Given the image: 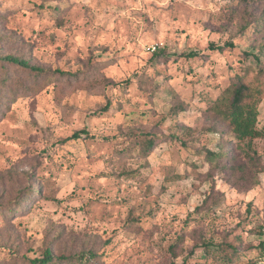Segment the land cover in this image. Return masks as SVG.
<instances>
[{
	"label": "rangeland",
	"instance_id": "rangeland-1",
	"mask_svg": "<svg viewBox=\"0 0 264 264\" xmlns=\"http://www.w3.org/2000/svg\"><path fill=\"white\" fill-rule=\"evenodd\" d=\"M0 38L1 55L49 70L0 62V257L254 262L264 139L238 141L217 111L264 67V0H0ZM138 132L167 139L144 156Z\"/></svg>",
	"mask_w": 264,
	"mask_h": 264
},
{
	"label": "trees",
	"instance_id": "trees-1",
	"mask_svg": "<svg viewBox=\"0 0 264 264\" xmlns=\"http://www.w3.org/2000/svg\"><path fill=\"white\" fill-rule=\"evenodd\" d=\"M2 38H0L1 40ZM6 39V38H5ZM228 47H232L231 43L225 44ZM211 50H222V47L210 45ZM260 55L264 56V43L259 48ZM200 55L198 52H191L186 55V58H196ZM245 56L256 57L252 52H246ZM0 62L8 63L13 66L29 70L36 74H47L49 70L30 66L27 60L21 57H15L12 55H1ZM56 74L65 75L66 73L55 71ZM226 101L225 106L227 109L223 112L217 111V117L220 121L221 126L225 131L231 132L235 138L244 142L245 140L251 141L253 139L262 138L264 139V125L261 128H257V110L254 104L264 98V67H259L257 71L247 69L242 75H239L234 82L226 90ZM102 111L107 110V106L101 109ZM86 131L75 132L71 139H79L81 134H85ZM87 137V136H86ZM134 147H138L139 153L147 155L152 149L167 139L163 135H153L150 133L138 132L134 134ZM70 139V138H69ZM67 139V140H69ZM65 141V140H64ZM229 145L232 143L229 142ZM225 143H222L218 147V152L206 151L205 158L210 164H213L223 159L229 158V153L223 148ZM38 189L31 190L29 193H38ZM17 206H8L7 213H12L14 207L20 208V202H16ZM17 211V210H15ZM261 253L256 257L252 264H255L258 257L264 254V248L261 247ZM4 256L0 257V264H89V259L95 258V254H76L73 256H59L54 258L49 248H46L38 258H27L24 261H16L14 258L13 251L9 248L8 253L5 252Z\"/></svg>",
	"mask_w": 264,
	"mask_h": 264
},
{
	"label": "built area",
	"instance_id": "built-area-1",
	"mask_svg": "<svg viewBox=\"0 0 264 264\" xmlns=\"http://www.w3.org/2000/svg\"><path fill=\"white\" fill-rule=\"evenodd\" d=\"M255 264H264V254L258 257Z\"/></svg>",
	"mask_w": 264,
	"mask_h": 264
}]
</instances>
